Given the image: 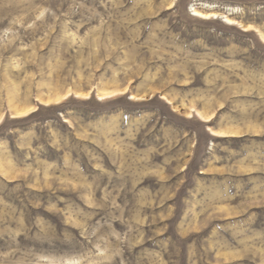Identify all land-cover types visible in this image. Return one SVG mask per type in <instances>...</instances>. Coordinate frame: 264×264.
<instances>
[{
  "label": "rangeland",
  "instance_id": "1",
  "mask_svg": "<svg viewBox=\"0 0 264 264\" xmlns=\"http://www.w3.org/2000/svg\"><path fill=\"white\" fill-rule=\"evenodd\" d=\"M0 264H264V0H0Z\"/></svg>",
  "mask_w": 264,
  "mask_h": 264
},
{
  "label": "bare ground",
  "instance_id": "2",
  "mask_svg": "<svg viewBox=\"0 0 264 264\" xmlns=\"http://www.w3.org/2000/svg\"><path fill=\"white\" fill-rule=\"evenodd\" d=\"M209 9H213V7L209 8ZM197 13H198V12H197ZM199 13H200V12H199ZM214 14L217 15V13H214ZM216 15H214V16H216ZM217 16H218V15H217ZM225 19H226L227 22H231V20H230L228 17H226ZM57 101H59V100H57Z\"/></svg>",
  "mask_w": 264,
  "mask_h": 264
}]
</instances>
